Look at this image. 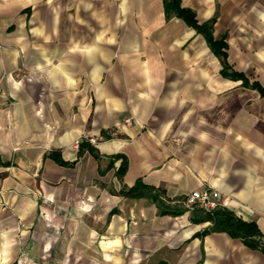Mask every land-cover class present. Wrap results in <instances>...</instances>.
Masks as SVG:
<instances>
[{"label": "crops", "instance_id": "crops-1", "mask_svg": "<svg viewBox=\"0 0 264 264\" xmlns=\"http://www.w3.org/2000/svg\"><path fill=\"white\" fill-rule=\"evenodd\" d=\"M180 6L198 25L214 18L249 86L222 76L164 0H0V264H264L183 205L216 189L264 236V95L250 86L264 85L231 63L232 41L264 46V0ZM232 84L250 104L233 101ZM82 137L98 160L78 155ZM115 154L127 160L121 181ZM136 180L173 208L120 193Z\"/></svg>", "mask_w": 264, "mask_h": 264}, {"label": "trees", "instance_id": "trees-1", "mask_svg": "<svg viewBox=\"0 0 264 264\" xmlns=\"http://www.w3.org/2000/svg\"><path fill=\"white\" fill-rule=\"evenodd\" d=\"M165 6V15L166 18L171 16H176L181 18L188 26L195 28L200 32L211 51L220 59L222 64L221 74L224 77H229L233 80L242 79L244 86H249L246 78L233 70L227 63V54L222 50L226 48V43L224 42V37L215 40L211 33V28L214 23V18L211 21H208L202 25H198L195 20L194 13L186 8L180 6V0H164ZM230 70V71H229ZM253 88H256L262 95H264L263 88L258 83H253L250 85ZM104 131L102 136L104 139L111 138V133L114 131ZM118 136V135H117ZM93 144L86 137H82L77 142L78 155L83 151L90 152L97 160L100 158L96 150L92 146ZM49 156L53 158L56 162L60 164H65L57 154L51 152ZM113 162L120 161L119 167L116 172L117 178L121 181L122 176L124 175L127 169V160L122 154H115L109 157ZM7 163L2 162L0 158V166H6ZM120 193L124 196L132 198H147L157 203L159 210L161 212H168L173 208V206L168 203L167 199L164 197V191L160 188L146 185L141 180H136L133 186L121 188ZM194 215H201L199 220H205L211 222V227L209 231H223L226 232L232 238L240 239L246 246L251 249H257L264 253V236L260 232L258 226L255 222H246L239 217H237L232 211H229L225 207L217 208L213 211L206 212L199 208L192 209ZM205 231V232H207ZM205 232L203 234H205Z\"/></svg>", "mask_w": 264, "mask_h": 264}, {"label": "rangeland", "instance_id": "rangeland-1", "mask_svg": "<svg viewBox=\"0 0 264 264\" xmlns=\"http://www.w3.org/2000/svg\"><path fill=\"white\" fill-rule=\"evenodd\" d=\"M231 63L235 69L243 71L250 81L257 80L264 85V46H256L255 41H248V45L241 44L242 41H232ZM246 50V51H245ZM233 101L251 103L250 91L245 92L238 85L232 84ZM247 95V100L245 96ZM244 97V98H243Z\"/></svg>", "mask_w": 264, "mask_h": 264}, {"label": "built area", "instance_id": "built-area-1", "mask_svg": "<svg viewBox=\"0 0 264 264\" xmlns=\"http://www.w3.org/2000/svg\"><path fill=\"white\" fill-rule=\"evenodd\" d=\"M0 95H2L1 89ZM123 123L125 125H131L133 120L131 118H127ZM90 142L92 143L93 140H90ZM183 205L189 210L199 208L206 212H210L225 206L219 191L209 187H203L202 189H196L190 192L185 197Z\"/></svg>", "mask_w": 264, "mask_h": 264}]
</instances>
